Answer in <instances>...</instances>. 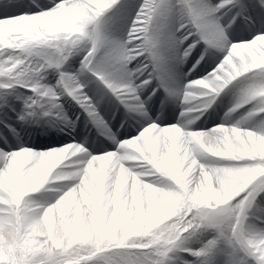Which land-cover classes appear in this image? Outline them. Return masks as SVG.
I'll use <instances>...</instances> for the list:
<instances>
[{
	"label": "snow or ice",
	"instance_id": "obj_1",
	"mask_svg": "<svg viewBox=\"0 0 264 264\" xmlns=\"http://www.w3.org/2000/svg\"><path fill=\"white\" fill-rule=\"evenodd\" d=\"M0 264H264V0H0Z\"/></svg>",
	"mask_w": 264,
	"mask_h": 264
}]
</instances>
